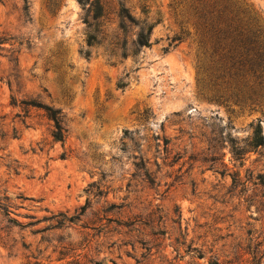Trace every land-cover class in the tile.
<instances>
[{
	"label": "rangeland",
	"instance_id": "1",
	"mask_svg": "<svg viewBox=\"0 0 264 264\" xmlns=\"http://www.w3.org/2000/svg\"><path fill=\"white\" fill-rule=\"evenodd\" d=\"M108 1L0 0V264H264V0Z\"/></svg>",
	"mask_w": 264,
	"mask_h": 264
},
{
	"label": "trees",
	"instance_id": "2",
	"mask_svg": "<svg viewBox=\"0 0 264 264\" xmlns=\"http://www.w3.org/2000/svg\"><path fill=\"white\" fill-rule=\"evenodd\" d=\"M108 0H79V4L86 11L92 13V19L98 20L101 18L106 8L108 7ZM119 8L117 11V17L121 21H127L132 23V19L125 9L118 4ZM151 28L149 27L146 34H149ZM231 43L233 50L229 54L234 53V56L230 58V65L228 67L222 66V69L230 70H241L245 69L254 79L263 78L264 79V36L257 31H250L248 29H242L240 25H233L231 27ZM136 47H149L148 40L145 35L138 34L134 40ZM235 57L241 58L242 60L236 61ZM261 82H259L260 84ZM40 107V106H38ZM44 112L48 120L52 122L53 131L51 137L55 141H61L63 139V125L62 117L58 111H54L49 107H40ZM261 116L264 118V111L261 112ZM250 148L264 147V137L260 128V120L255 119V126L253 128V133L251 140L248 143ZM239 153H233L237 156Z\"/></svg>",
	"mask_w": 264,
	"mask_h": 264
}]
</instances>
